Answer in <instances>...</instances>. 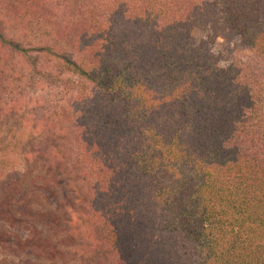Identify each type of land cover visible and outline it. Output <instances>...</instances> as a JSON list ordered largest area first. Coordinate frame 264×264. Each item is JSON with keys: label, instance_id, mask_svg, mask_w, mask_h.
<instances>
[{"label": "trees", "instance_id": "16d2710c", "mask_svg": "<svg viewBox=\"0 0 264 264\" xmlns=\"http://www.w3.org/2000/svg\"><path fill=\"white\" fill-rule=\"evenodd\" d=\"M14 110L0 264H264V0H0Z\"/></svg>", "mask_w": 264, "mask_h": 264}, {"label": "rangeland", "instance_id": "374dc122", "mask_svg": "<svg viewBox=\"0 0 264 264\" xmlns=\"http://www.w3.org/2000/svg\"><path fill=\"white\" fill-rule=\"evenodd\" d=\"M214 51L220 54L224 64L229 63L235 56L245 53L234 35L228 36L225 40L217 39ZM25 125L21 122L20 114L16 110L10 113H0V146L4 143H14L19 139L23 142L34 139V134ZM0 150L4 153L0 154V158H7L12 162L10 168H0L1 183L7 179L19 177L24 170V161L20 155L13 154L7 148L0 147Z\"/></svg>", "mask_w": 264, "mask_h": 264}]
</instances>
